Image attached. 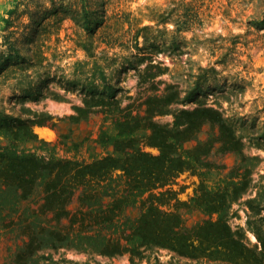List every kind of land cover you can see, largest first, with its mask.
Listing matches in <instances>:
<instances>
[{"label":"rangeland","instance_id":"obj_1","mask_svg":"<svg viewBox=\"0 0 264 264\" xmlns=\"http://www.w3.org/2000/svg\"><path fill=\"white\" fill-rule=\"evenodd\" d=\"M148 65L162 73L143 81ZM195 82L202 87L200 104L232 117L244 146L240 154L213 149L206 167L179 174L166 188L175 192L188 226L210 217L194 210L198 197L241 188L228 223L242 230L250 247L260 248L255 231L264 230V0H0V111L21 119L49 116L47 125L31 131L38 126L53 134L47 140L33 131L36 140L18 142L19 151L84 163L113 155L101 140L116 134L111 119L117 109L135 114L167 86L183 97ZM89 88L99 94L110 89L111 104L93 107L75 122L71 117L86 108ZM155 120L171 124L173 117ZM7 144L9 137L0 135V145ZM143 150L158 154L153 147ZM128 213L136 216L137 210ZM11 229L0 227V264H12L24 242ZM146 255L136 264H196L164 248ZM37 258L38 264H131L127 254L110 258L66 248L43 249Z\"/></svg>","mask_w":264,"mask_h":264},{"label":"trees","instance_id":"obj_2","mask_svg":"<svg viewBox=\"0 0 264 264\" xmlns=\"http://www.w3.org/2000/svg\"><path fill=\"white\" fill-rule=\"evenodd\" d=\"M91 15L85 16L87 26ZM161 73L159 66L148 65L141 77L147 81ZM201 89L195 82L181 97L170 85L162 94L149 96L142 111L117 109L111 119L116 134L101 140L111 145L113 155L90 163L19 151L16 144L36 140L32 127L47 125L50 117L21 119L0 111V135L9 137V144L0 145V227L19 230L24 238L12 264H38L39 251L61 248L110 258L127 254L131 264L148 258L153 248L168 249L196 264H264V230L255 231L260 248L250 247L242 230L228 223L230 204L241 188L231 195L223 191L198 197L194 210L210 217L191 226L179 212L175 192L166 188L179 174L206 167L215 148L221 153L242 152L235 120L200 104ZM107 90H86V108H78L71 119L79 122L93 107L110 105L114 95ZM190 103L196 106L171 108ZM169 114L171 124L155 120ZM205 127L207 137L199 139ZM254 144L261 146L260 141ZM144 146L156 148L158 154L144 151ZM248 204L259 214L252 201ZM132 209L136 216L128 213ZM214 214L217 217L211 219Z\"/></svg>","mask_w":264,"mask_h":264},{"label":"bare ground","instance_id":"obj_3","mask_svg":"<svg viewBox=\"0 0 264 264\" xmlns=\"http://www.w3.org/2000/svg\"><path fill=\"white\" fill-rule=\"evenodd\" d=\"M35 131L39 134V136H41L42 138H45L47 140H50L53 137L52 132L47 130L46 128L42 127V128H39V129H37Z\"/></svg>","mask_w":264,"mask_h":264},{"label":"water","instance_id":"obj_4","mask_svg":"<svg viewBox=\"0 0 264 264\" xmlns=\"http://www.w3.org/2000/svg\"><path fill=\"white\" fill-rule=\"evenodd\" d=\"M39 128H42V127H38V126L37 127H34V130L33 131H35V130H37ZM35 134L39 136V134L36 131H35Z\"/></svg>","mask_w":264,"mask_h":264}]
</instances>
